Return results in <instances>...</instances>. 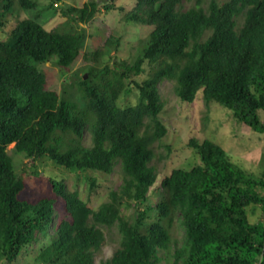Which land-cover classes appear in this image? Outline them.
<instances>
[{
  "label": "trees",
  "instance_id": "trees-1",
  "mask_svg": "<svg viewBox=\"0 0 264 264\" xmlns=\"http://www.w3.org/2000/svg\"><path fill=\"white\" fill-rule=\"evenodd\" d=\"M58 1L0 0V29L10 16L31 14L0 39V264L32 247L37 264H95L106 241L101 226L114 225L120 246L100 264H264V219L253 223L248 214L257 206L264 214V170L248 172L221 145L191 138L201 162L165 176L152 192L156 204L149 196L158 177L153 144L168 132L162 81L174 80L184 103L202 91L208 106L216 101L264 132V0H195L185 11L183 0H135L125 20L152 30L131 63L113 66L102 58L120 49L119 35L110 33L101 47L83 52L88 34L82 25L100 10L99 2L70 7V20L48 30L43 15L55 13ZM81 54L93 64L77 78L75 99L49 89L41 65L55 60L69 68ZM146 64L148 77L134 82L136 102L120 105L123 93L132 91L129 80L145 73ZM88 130L90 147L83 144ZM20 156L40 179L45 174L36 163L43 158L72 172L111 174L120 164L123 184L97 210L52 175L49 191L30 197L18 172ZM88 179L94 187L96 178ZM131 202L137 208L130 218L122 208ZM176 221L184 229L181 244L173 233Z\"/></svg>",
  "mask_w": 264,
  "mask_h": 264
},
{
  "label": "rangeland",
  "instance_id": "rangeland-1",
  "mask_svg": "<svg viewBox=\"0 0 264 264\" xmlns=\"http://www.w3.org/2000/svg\"><path fill=\"white\" fill-rule=\"evenodd\" d=\"M51 1L39 0V3L43 6L48 5ZM90 1L92 0L58 1L54 4L55 13L50 10L47 15H43L44 26L48 30L62 27L64 22L70 20V14L67 15L70 7H82ZM95 1L99 2L100 10L89 23L82 25L88 34L83 52L101 47L105 37L110 33H114L122 38L120 49L117 52L112 51L104 55L102 62L109 63L112 66L117 61L131 63L137 52L142 50L147 42L152 26L141 23H127L125 20L124 16L133 9L135 0ZM209 1L206 0L205 5ZM106 3L114 4V7L107 10L104 8ZM194 3L195 0H183L180 9L185 11ZM30 15V12L21 11L18 16H10L6 27L0 29V39H7L18 20ZM209 34L210 31L204 35V39ZM83 54L69 68H60L55 60L42 64L41 69L47 75L48 88L56 90L61 96L72 94V98L75 99L74 94L78 93L77 78L88 71L89 66L93 64V61H87ZM101 66L103 65L101 64ZM146 70L143 74L131 77L129 80L131 83L128 86L132 91L128 94L123 93L119 101L120 105L127 106L136 102L138 89L134 82L141 83L148 77L150 65L146 64ZM159 90L161 99L165 103L161 118L167 125L168 132L162 140L153 144L155 158L151 164L156 168L158 177L149 194L152 204H156L159 200L158 196L152 194L153 189L158 187L162 179L170 174L173 169L179 167L190 168L201 162L200 156L189 144L191 138H196L200 142L205 139L214 141L221 145L240 167L248 172L261 175L264 170V132H256L253 128L240 122L232 110L216 101H212L208 106L202 91L198 92L194 102L184 103L176 94V82L174 80L162 81L159 84ZM261 120L264 122V112H261ZM83 144L89 147L93 145L92 134L89 130L85 134ZM12 147L13 144L9 148ZM17 160H19L18 172L28 183L27 196L35 198L46 194L49 191L47 176L52 175L64 179L67 188L71 191L77 190L81 197L95 210L102 203L110 200V193L119 190L124 180L120 164L116 166L115 171L111 174L94 170L72 172L56 165L49 158H43L36 163L39 171L45 174V177L40 179L31 175V163L27 158L20 156ZM90 177L97 178L94 187L88 179ZM135 205V202H131L130 206L124 205L122 208L123 214L131 218L137 208ZM60 206L61 199L59 198L56 204L57 213L60 212ZM248 214L250 221L253 223L264 219V214L258 206L249 207ZM101 227L105 233L106 241L95 254V264H100L112 257L120 246L122 236L118 225ZM173 233L178 238L179 244H181L184 238V229L179 226L178 221L174 225ZM35 254V247H32L29 251L21 254L17 261L10 264H37L34 260ZM165 262L166 260L162 261V263Z\"/></svg>",
  "mask_w": 264,
  "mask_h": 264
},
{
  "label": "water",
  "instance_id": "water-1",
  "mask_svg": "<svg viewBox=\"0 0 264 264\" xmlns=\"http://www.w3.org/2000/svg\"><path fill=\"white\" fill-rule=\"evenodd\" d=\"M87 77H88V74H86L85 78H87Z\"/></svg>",
  "mask_w": 264,
  "mask_h": 264
},
{
  "label": "bare ground",
  "instance_id": "bare-ground-1",
  "mask_svg": "<svg viewBox=\"0 0 264 264\" xmlns=\"http://www.w3.org/2000/svg\"><path fill=\"white\" fill-rule=\"evenodd\" d=\"M74 73V72H73ZM80 175V174H79ZM97 179V178H96ZM122 181V180H121ZM32 230V229H31Z\"/></svg>",
  "mask_w": 264,
  "mask_h": 264
}]
</instances>
